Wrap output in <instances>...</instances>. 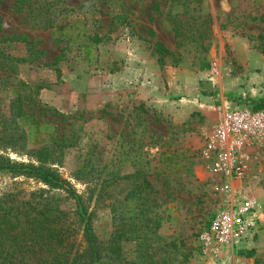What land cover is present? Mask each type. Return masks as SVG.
I'll return each instance as SVG.
<instances>
[{
    "label": "rangeland",
    "instance_id": "1",
    "mask_svg": "<svg viewBox=\"0 0 264 264\" xmlns=\"http://www.w3.org/2000/svg\"><path fill=\"white\" fill-rule=\"evenodd\" d=\"M262 97L264 0H0V156L56 171L80 197L104 248L90 264H264V145L243 182L253 240L216 257L197 240L220 208L202 158L219 109ZM40 190L82 249L71 196L0 173V197Z\"/></svg>",
    "mask_w": 264,
    "mask_h": 264
},
{
    "label": "trees",
    "instance_id": "2",
    "mask_svg": "<svg viewBox=\"0 0 264 264\" xmlns=\"http://www.w3.org/2000/svg\"><path fill=\"white\" fill-rule=\"evenodd\" d=\"M154 46L157 62L163 66L169 51L159 42ZM232 101L238 105L244 102L240 98ZM250 102L251 105L243 106L255 111L264 110V97ZM0 173L25 176L50 190L65 191L76 201L75 213L83 225V247L72 252L69 248L70 237L66 232L67 212L58 205H52V198L45 195L44 190L32 192L29 198L20 201L8 196L0 197V264H15L18 255L33 251L35 247L45 249L51 255L52 264H90L103 258L104 248L91 227L87 209L56 171L40 165L11 162L0 156ZM207 225L208 222L204 228ZM118 249L117 243L109 247L112 254H118Z\"/></svg>",
    "mask_w": 264,
    "mask_h": 264
},
{
    "label": "built area",
    "instance_id": "3",
    "mask_svg": "<svg viewBox=\"0 0 264 264\" xmlns=\"http://www.w3.org/2000/svg\"><path fill=\"white\" fill-rule=\"evenodd\" d=\"M264 145V110L220 108L214 130L202 150L209 184L220 208L198 234L204 256L221 255L225 247L252 241L258 228V206L243 189L249 150Z\"/></svg>",
    "mask_w": 264,
    "mask_h": 264
}]
</instances>
